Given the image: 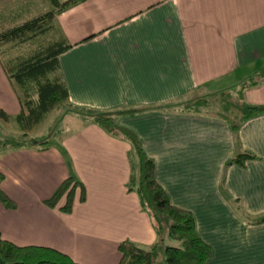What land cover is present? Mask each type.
<instances>
[{
  "label": "crops",
  "instance_id": "1",
  "mask_svg": "<svg viewBox=\"0 0 264 264\" xmlns=\"http://www.w3.org/2000/svg\"><path fill=\"white\" fill-rule=\"evenodd\" d=\"M55 23L70 46L57 58L68 109L125 113L118 126L137 137L170 204L192 215L210 248L204 264H264V115L232 130L199 99L231 92L237 106L264 105V81L242 88L264 70V0H85ZM0 110L10 120L19 112L1 68ZM73 123L74 134L46 140L44 151L0 149V188L15 204L0 205V238L76 264H117L119 242L156 241L135 187L127 190L136 160L124 138ZM238 154L253 158L227 166ZM67 176L85 201L63 215L42 201Z\"/></svg>",
  "mask_w": 264,
  "mask_h": 264
},
{
  "label": "trees",
  "instance_id": "2",
  "mask_svg": "<svg viewBox=\"0 0 264 264\" xmlns=\"http://www.w3.org/2000/svg\"><path fill=\"white\" fill-rule=\"evenodd\" d=\"M85 0H68L59 4L57 0H48L51 11L35 17L8 30L0 31V68L6 75L19 106V112L12 119L19 129L18 139H9L1 144V148L18 150L37 148L46 150V140L36 138L28 141V135L39 125L45 116L61 107H68L67 93L58 74L59 55L70 49L66 39L55 23V16L62 11ZM53 31V33H52ZM52 33L51 38L42 43L39 38ZM16 53L6 56V51ZM264 81V70L258 71L243 82L242 88L255 86ZM201 103H184V112L195 111ZM220 118L235 130L240 123L248 119L264 115V105L242 103L237 107L239 119L235 124L227 116L229 108L224 107ZM82 114L79 118L86 120L101 129L110 137L120 136L130 145L137 168V178L130 177L127 190L131 186L137 196L142 211L147 215L156 241L147 248L123 240L118 243L116 251L119 255L117 264H156L158 251L162 250L163 264H204L211 255L210 248L196 236L192 215L182 209L172 206L163 189L154 178V164L141 149L139 140L129 130L121 128L115 120L124 112H99L94 110L77 109ZM137 113L134 110L129 114ZM220 114V113H218ZM10 118L0 110V123L6 126ZM247 154L233 156L227 166H241L246 160L252 159ZM3 175L0 173V184ZM85 201V190L82 184L71 176L62 180L42 201L48 209H55L63 215H69L74 202ZM0 205L5 210H14L15 204L0 188ZM260 219L257 222H261ZM0 264H76L66 255L46 247H18L0 238Z\"/></svg>",
  "mask_w": 264,
  "mask_h": 264
},
{
  "label": "rangeland",
  "instance_id": "3",
  "mask_svg": "<svg viewBox=\"0 0 264 264\" xmlns=\"http://www.w3.org/2000/svg\"><path fill=\"white\" fill-rule=\"evenodd\" d=\"M66 1L67 0H57L59 4ZM51 10L53 9L48 0H0V31L8 30L12 27L18 26L19 24L41 16ZM52 33L49 32L46 36H42L39 38L40 41L44 43L49 38H51ZM0 51H4V47H0ZM15 53L16 52L13 50L6 51L4 54L6 56H12ZM228 93H230L228 94V99L222 97L221 94L216 96L213 94L211 96L208 95L199 98L204 105L203 107L201 106L200 111L210 115H223V109H226L224 107L227 106V108L230 110V114L227 116V118L231 121V115L233 114L236 117L238 115V110L234 108L237 107L235 95H232L231 92ZM80 116H82V114L79 113L78 110L74 111L68 109V107L56 109L46 115L45 119L34 128V130L28 135V141L36 138H44L48 141L49 146H56L59 138H63L67 135L75 133V126L73 122L78 121ZM115 122L117 123L116 120ZM68 123H71L73 126H69ZM19 136V129L13 120H10L6 126L0 123V149L1 144L4 143V141L9 139H18ZM118 137H121V135H118ZM137 174V168L135 166L136 178ZM144 213L147 214L149 211L146 209ZM156 264H163L161 249L158 251Z\"/></svg>",
  "mask_w": 264,
  "mask_h": 264
}]
</instances>
